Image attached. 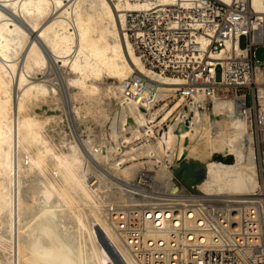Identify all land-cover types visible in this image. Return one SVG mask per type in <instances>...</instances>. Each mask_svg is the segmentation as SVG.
Here are the masks:
<instances>
[{
  "label": "bare ground",
  "instance_id": "bare-ground-1",
  "mask_svg": "<svg viewBox=\"0 0 264 264\" xmlns=\"http://www.w3.org/2000/svg\"><path fill=\"white\" fill-rule=\"evenodd\" d=\"M177 1L0 0V264L186 262L214 240L205 199L258 190L245 95L187 100L135 50L128 13ZM247 53L228 41L219 54Z\"/></svg>",
  "mask_w": 264,
  "mask_h": 264
},
{
  "label": "built area",
  "instance_id": "built-area-1",
  "mask_svg": "<svg viewBox=\"0 0 264 264\" xmlns=\"http://www.w3.org/2000/svg\"><path fill=\"white\" fill-rule=\"evenodd\" d=\"M127 17V31L141 60L156 73L177 77L180 96L190 100L200 92L244 94L240 106L251 107V127L264 149V109L259 102L264 82L257 83L255 77L256 67L264 66L256 51L264 48V11H258L253 0H178L130 11ZM243 37L247 55L219 54L228 41L241 46ZM205 202L201 215L214 240L191 248L193 259L177 263L264 264V165L255 194L232 204L208 197Z\"/></svg>",
  "mask_w": 264,
  "mask_h": 264
},
{
  "label": "rangeland",
  "instance_id": "rangeland-1",
  "mask_svg": "<svg viewBox=\"0 0 264 264\" xmlns=\"http://www.w3.org/2000/svg\"><path fill=\"white\" fill-rule=\"evenodd\" d=\"M0 4H1V3H0ZM6 7H7V6H6ZM6 7H5V8H6ZM10 7H11V6H10ZM11 8H12V7H11ZM11 8H8V7L6 8V10L10 9V14H12L11 12H13V11H12L13 9H11ZM17 18H18L19 21H21V18H22V17L19 18V17L16 16V19H17ZM22 19H23L22 21H25L24 18H22ZM22 21H21V22H22ZM25 22H27V21H25ZM36 33H37V32H36ZM245 44H246V41H245V38L243 37V38L241 39V46L244 47ZM256 51H257V58L259 59V63H260V64H264V48H263V47H258ZM20 59H21V58H20ZM20 63H21V60H19V65H21ZM42 76H43V75H40V76H38V77H41V78H42ZM220 77H221V72H220V69H218V70H217V79H220ZM43 78L46 79L45 76H43ZM47 80H50V81L53 83V85L56 86L57 91H58V95H59V99H60L61 106H62L63 109H64V110H63V111H64V114L66 115V114H67L66 107H67V100H68V99H67V91H66L63 87H62V88L60 87V85L58 84L59 81H58V79L56 78L55 75H52L51 77L47 78ZM210 105H212V104H210ZM66 117H67V116H66ZM72 126H73V124H72ZM108 126H109V123H108ZM163 126L166 127V124H164ZM78 127H79L78 125H77V128H76V126H73V129H74L75 131H76V130L78 131V130H79ZM75 131H74V132H75ZM160 132H162V129H161ZM77 133H79V131H78ZM254 135H255V134H254ZM254 145H255V148H256V151H257V152H260L259 149H261V150L263 149V148H261L260 144H259V147H258V141H257L256 136H255V138H254ZM261 153H262V152H260L259 155H262V156H263V154H261ZM216 154H217V153H216ZM146 159H147V158H144L143 160H146ZM260 162H261V158L258 157L259 175H260V178H261V165L264 164V163L261 164ZM96 168H97V167H96ZM104 169H105V168H104ZM97 170H101V169H100V168H97ZM105 170H106V172L109 171L108 169H105ZM151 172H152V171H151ZM107 173H109V172H107ZM112 176H114V175H111V177H110V176H107V177H108V180H109V178H110V179H113ZM122 182H123V181H122ZM142 185H143L144 187H146L147 189H151V188H152L151 186H148V185H146V184H142ZM112 187L115 188L116 185H115V187H114V184H113ZM156 188H157V187H156ZM156 188H155V189L152 188L151 190H152V191L155 190L154 192L157 191V193H161L162 191H164V189H161V188H160V189L158 188V190H159V191H158ZM160 190H161V191H160ZM168 192H169V193H168ZM168 192H166V190H165L164 193L162 192L161 194L164 195V198H165V196L167 195V193H168L170 196H171L172 194H174V195L178 194V193L175 194V193H173V192H171V191H168ZM165 193H166V194H165ZM254 193H256V192H254ZM179 194H180V193H179ZM163 195H161V196L163 197ZM188 195H189V196H188ZM188 195L185 196L184 199H189L190 194H188ZM170 196H169V197H170ZM171 197H173V196H171ZM171 197H170V198H171ZM186 197H187V198H186ZM205 197H206V196H205ZM217 197H219L220 199H222V198L224 199V196H223V197H222V196H217ZM175 198H177V197H175ZM203 198H204V197L202 196L201 198H195V200H199V199H203ZM190 199L192 200V199H194V197H193V198L190 197ZM190 199H189V200H190ZM210 199H213V198H210ZM191 200H190V201H191ZM225 200H228V198H227V199L225 198ZM190 201H189V202H190ZM192 201L194 202V200H192ZM193 202H192V203H193ZM195 202H196V201H195ZM195 202H194V203H195ZM190 203H191V202H190Z\"/></svg>",
  "mask_w": 264,
  "mask_h": 264
}]
</instances>
